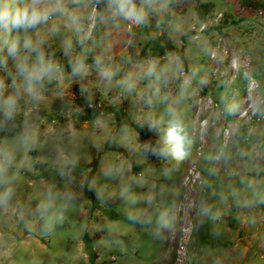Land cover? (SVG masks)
<instances>
[{
    "label": "clouds",
    "instance_id": "obj_1",
    "mask_svg": "<svg viewBox=\"0 0 264 264\" xmlns=\"http://www.w3.org/2000/svg\"><path fill=\"white\" fill-rule=\"evenodd\" d=\"M168 3L169 0H0V212L19 213L28 232H52L78 200L77 193L61 190L55 184L41 192L34 208L31 201L24 204L16 197L23 173L46 164L49 151L55 173L67 184L75 182L79 157L59 139L62 131L43 126V110L48 107L49 97H63L67 81L80 83L93 72L106 90L115 82L122 94L131 93L141 80H147L150 92L139 94L145 106L153 109L157 102L164 104L162 114L148 111L135 119L140 132L130 133L126 123L120 129L124 140L121 146L144 159L154 158L161 164L160 171L157 173L153 167L124 180L131 164L127 168L122 164L106 165L103 169L105 178H119V190L109 198L123 202L127 222L162 243L179 234L198 231L206 222L218 225L225 218L224 208L239 210L247 226L257 224L256 210L264 206V129L250 124L245 128L248 121L242 119L250 112L251 117L264 120V94L249 90L246 101L220 97L221 114L235 119L224 141L214 143L203 156L208 177L220 180L217 191L208 177L199 176L198 181L176 177L179 169L191 161L195 143L179 105L194 81L203 87L208 80L198 78L199 69L185 74L179 56L169 58L163 65L151 56L143 61L122 56L121 62L131 66L128 71L114 59L113 44L107 41V35L132 26H147L153 16L158 17L159 27L163 23L160 14ZM174 30L186 34L179 26ZM62 32L60 51L64 61L50 51L49 43ZM173 79L180 81L174 99L168 91L161 92V87L167 89ZM79 92L91 108L89 87L80 83ZM206 128L202 122V131ZM145 129L155 139L141 141L140 133ZM79 187L94 190L96 198L105 201L107 186L97 188L95 178L82 177ZM220 235L218 227L211 229L213 238ZM119 244L121 251H126L123 241ZM260 247L264 248V237H260ZM206 254L212 264H226L231 255L223 249Z\"/></svg>",
    "mask_w": 264,
    "mask_h": 264
},
{
    "label": "rangeland",
    "instance_id": "obj_2",
    "mask_svg": "<svg viewBox=\"0 0 264 264\" xmlns=\"http://www.w3.org/2000/svg\"><path fill=\"white\" fill-rule=\"evenodd\" d=\"M257 1L263 6L258 10L243 8L238 0H185L176 9L168 3L160 14L163 23L159 27L158 17L153 16L147 26H132L127 31H111L107 35V41L113 44L115 61L126 71L131 66L121 62L122 56L134 61L151 56L159 59L161 65L179 56L185 74L190 69H199L198 78L208 80L203 87L194 81L179 105L195 143L191 161L179 169L177 179L198 181L199 176L208 177L203 156L214 143L224 141L229 124L235 119L221 114V95L246 101L249 90L264 94V0ZM200 5L209 7L210 12L199 13ZM176 26L186 34L176 32ZM62 36L63 32L49 43L50 51L57 49V58L64 61L60 51ZM80 83L90 89L91 108L80 95ZM80 83L67 81L63 97H49L48 107L43 110V126L62 131L59 139L79 157L75 182L67 184L55 173L49 151L46 164L23 173L16 197L24 204L31 201L34 208L41 192L55 184L61 190L77 193L78 200L65 213L64 221L48 234L38 230L28 232L19 213L0 212V264H212L206 253L219 249L231 254L226 264H264V248L260 247V237H264V206L256 210L258 222L254 227L243 223L242 213L236 208H224L225 218L218 225L206 222L198 231L179 234L167 243L155 241L127 222L123 202L109 198L111 193L118 192L119 178H105L103 169L106 165L122 164L127 168L131 164L124 180L153 167L157 173L160 171L161 164L154 158L144 159L121 146L124 140L120 129L126 123L130 133L140 132L135 119L148 111L162 114L164 104L157 102L153 109L145 106L139 94L150 92L147 80H141L131 93L123 94L115 82L106 90L95 72ZM179 84V80L173 79L167 89L161 87V92L168 91L174 99ZM244 107L247 108V103ZM249 117L250 112L242 119L248 121L245 128L250 124L264 129V120ZM202 122L207 124L204 131ZM149 137L155 139L147 129L140 133L141 141ZM82 177L95 178L97 188L107 186L104 202L96 198L94 190L87 187L81 190ZM208 178L219 191L220 180ZM24 215L27 216L26 210ZM213 227L220 229V237L211 236ZM119 241H123L126 251H121Z\"/></svg>",
    "mask_w": 264,
    "mask_h": 264
},
{
    "label": "trees",
    "instance_id": "obj_3",
    "mask_svg": "<svg viewBox=\"0 0 264 264\" xmlns=\"http://www.w3.org/2000/svg\"><path fill=\"white\" fill-rule=\"evenodd\" d=\"M185 0H170L169 5L171 8H178L179 5H181ZM238 2L240 3V5L243 8H250L253 10H258L260 8H262V4L257 1V0H238ZM198 12H202L204 15H207L210 12L209 7L205 6V5H200L198 7ZM55 54H57L58 50L55 49L54 50ZM57 56V55H56Z\"/></svg>",
    "mask_w": 264,
    "mask_h": 264
},
{
    "label": "crops",
    "instance_id": "obj_4",
    "mask_svg": "<svg viewBox=\"0 0 264 264\" xmlns=\"http://www.w3.org/2000/svg\"><path fill=\"white\" fill-rule=\"evenodd\" d=\"M252 260V258H250Z\"/></svg>",
    "mask_w": 264,
    "mask_h": 264
},
{
    "label": "flooded vegetation",
    "instance_id": "obj_5",
    "mask_svg": "<svg viewBox=\"0 0 264 264\" xmlns=\"http://www.w3.org/2000/svg\"><path fill=\"white\" fill-rule=\"evenodd\" d=\"M25 233H27V232L25 231Z\"/></svg>",
    "mask_w": 264,
    "mask_h": 264
}]
</instances>
